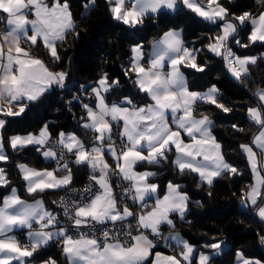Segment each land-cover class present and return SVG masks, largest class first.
I'll return each instance as SVG.
<instances>
[{
    "label": "snow or ice",
    "instance_id": "obj_1",
    "mask_svg": "<svg viewBox=\"0 0 264 264\" xmlns=\"http://www.w3.org/2000/svg\"><path fill=\"white\" fill-rule=\"evenodd\" d=\"M182 2L192 13L211 24L223 22L219 25L222 34L207 45L208 51L222 56L228 71L237 81L246 80L248 66L256 64L257 58L236 56L229 44L235 40L239 47L249 46L242 43L237 34L238 27L248 22L252 25L249 44H264V11L257 16L245 12L229 19L230 13L221 0H207L206 5L203 0ZM260 2L264 4V0ZM177 4L178 0H108L112 19L129 27L141 24L149 13L174 12ZM30 15L35 18L30 19ZM5 22L7 27L0 31V116L13 117L25 112L28 107L25 101H38L53 85L64 88L67 79V73L50 71L24 45L35 48L39 46L38 41L42 42L51 58L60 61L58 42H64L67 35L75 31V25L67 0H54L51 5L43 0H0V23ZM152 47L146 64H142V47L133 46L130 66V72L136 76L135 85L151 103L136 106L125 97L119 104L109 105L104 94L117 87L119 80L109 81L106 74L97 82L98 87L91 89L96 105L95 108L83 105L86 122L82 124L84 129L95 133L90 146L74 134L65 135L63 132L58 140L52 141L47 125L39 137L29 134L10 138L8 143L14 151L28 145H39L37 150L42 151L45 159L57 161V168L53 171H37L23 164L18 166L29 194L67 188L72 183L71 163L88 166L93 173L90 180L99 185V190L93 192L89 185L84 193L79 194V200L74 198V193L61 197L58 206L63 209V217L68 224V227H63L61 219L48 211L41 200L26 203L17 195V189L12 188L0 206V264H33L32 258H38V250L53 240L62 243V252L69 264H211L213 256L220 255L225 242L217 240L205 244L213 251L201 253L194 262L195 250L179 235L163 236L162 225L174 227L171 214L185 218L189 211V198L179 191V185L169 182L168 192L161 199L157 195L158 185L149 182V177L156 174L140 173L134 168L141 162L159 164L167 160V154L174 148L177 158L173 163L179 172L197 173L201 183L209 187L218 177L239 174L237 168L224 159L221 145L211 134L213 121L199 113L195 105L203 101L224 113L231 109L218 102V89L214 85L203 94L188 89L180 66L200 73L205 71V66L197 63L200 50H190L181 32L170 30L164 33ZM125 75L129 72L126 71ZM255 95L264 105V89H258ZM14 108L18 110L13 111ZM248 115L258 127L253 144L260 149L259 155L264 156V107L249 108ZM5 123L0 119V129ZM116 124L122 125L118 132L113 131ZM116 135L119 141L114 139ZM184 136L190 138V142H186ZM241 148L248 156L254 178L259 177L258 153L248 145H241ZM3 149L4 144L0 141V161L6 162L8 157ZM105 156H111L116 162L115 172L110 169ZM69 157H74V161ZM62 172L68 175H59ZM97 172L99 175L95 174ZM112 175L128 184L122 188L123 195L119 198L109 182ZM6 187L8 180L0 168V188ZM262 188L264 177H260L258 183L242 196V207L254 206L264 221ZM128 199L133 201V205H138V211H133L127 203L123 208L119 206L120 201ZM153 199L154 204L150 205L149 201ZM17 229L29 230L27 244H22L13 234ZM149 231L152 237L175 241L179 256L155 252L153 259L156 242L146 234ZM72 232L75 234H70ZM260 242L264 244V237ZM237 259L239 264H260L259 261L245 259L240 252H237ZM45 264H56V261L49 259Z\"/></svg>",
    "mask_w": 264,
    "mask_h": 264
},
{
    "label": "trees",
    "instance_id": "obj_2",
    "mask_svg": "<svg viewBox=\"0 0 264 264\" xmlns=\"http://www.w3.org/2000/svg\"><path fill=\"white\" fill-rule=\"evenodd\" d=\"M221 2L230 13L229 19L245 12L257 16L264 8L260 0ZM67 3L75 31L67 35L64 42H58L60 61H54L40 42L38 47L31 50L50 70L67 73L65 87L53 85L38 101L25 102L28 107L20 116H3L6 123L0 129V141L4 144L8 160L0 161V168L7 177L8 187L0 188V204L3 196L15 188L20 197L28 200L42 197L52 208V200L60 191L35 194L25 191L18 164L26 163L41 168L53 162L45 160L42 154H37L34 146L14 151L8 143L11 136L36 132L47 125L51 136L56 137L61 132L73 133L81 141L85 140L90 131L82 127L86 121L83 105L93 98L88 94L89 90L105 74L109 81L119 80V85L106 93L108 103L120 102L125 97L131 99L136 106L148 103L147 95L140 92L134 83L135 73L130 72L132 46L140 44L144 54H147L152 42L165 31L181 29L185 45L192 50H200L197 53V63L205 66L202 73L183 67L188 89L203 91L214 85L218 89V102L231 109L224 113L213 104L196 105L200 109L199 113L213 121L211 132L221 145L223 157L237 168L239 174L218 177L209 187L206 183H201L196 173L187 170L183 174L179 172L173 163V150L167 154V160L159 164L141 163L136 169L156 174L149 177V181L158 185V196L164 193L169 182L179 185L180 191L187 194L189 211L184 219L172 216L173 230L194 245L198 253H211L213 250L206 248L205 244L224 241L225 247L220 255L213 256L212 264H233L237 251L246 258L256 259L264 264V244L261 247L258 245V236L264 237V221L258 217L254 206L248 209L241 207L242 196L252 184L250 166L241 145H251L260 156L253 145L258 127L249 119L248 109L262 107L255 93L258 89H264V44H249L250 23L239 26L237 33L242 43L249 46L239 47L235 40L229 44L234 55L257 58L256 64L248 66V78L241 82L227 73L224 59L209 52L207 48L219 35L222 21L210 25L190 10L179 8L174 12L149 14L141 24L129 27L112 19L108 0H94L91 5H88L89 0H67ZM234 22L238 24L237 21ZM126 71L129 75H125ZM71 168V185L74 186L81 185L86 176L92 173L83 165L71 163ZM262 176L264 177V170ZM36 255L38 258H32L34 262L52 258L56 264H68L63 253L49 244L40 248Z\"/></svg>",
    "mask_w": 264,
    "mask_h": 264
},
{
    "label": "crops",
    "instance_id": "obj_3",
    "mask_svg": "<svg viewBox=\"0 0 264 264\" xmlns=\"http://www.w3.org/2000/svg\"><path fill=\"white\" fill-rule=\"evenodd\" d=\"M43 2L45 3V4H48V5H51L53 2H54V0H43ZM62 2V1H61ZM92 2H93V0H89V3H88V5H91L92 4ZM180 3H182V6L185 8V9H187L184 5H183V2H182V0H178V4H177V8H176V10H178L179 8H182L181 7V4ZM175 10V11H176ZM262 11H264V8H263V10ZM161 12H173V11H171V10H163V11H161ZM149 14H152V13H149ZM148 14V15H149ZM244 13H242V14H240V15H243ZM240 15H238V16H240ZM29 18L30 19H34L35 17L34 16H29ZM200 18V17H199ZM202 19V18H201ZM203 20V19H202ZM205 21V20H204ZM206 23H208V24H210V25H216V24H211V23H209V22H207V21H205ZM219 23V22H218ZM250 23V22H249ZM221 24H223V22L221 23ZM1 27H2V30L1 31H3L6 27H7V25H6V22L5 23H1ZM170 30H175V31H178V32H181V34H182V31H181V29H169V30H167V31H165L164 33H166V32H168V31H170ZM251 30H252V25H251V23H250V32H251ZM164 33L159 37V38H157L156 40H154L153 42H152V44L150 45V48L148 49V51H147V54H144V52H143V55H144V59L141 61V63L143 64V61H145V62H147V59H148V57H149V55L151 54V52L153 51V44L156 42V41H158V40H160L162 37H163V35H164ZM219 34H222L221 33V28H220V31H219ZM39 42V41H38ZM42 45H43V43L42 42H40ZM259 43V42H258ZM136 45H140V44H136ZM136 45H133V46H136ZM133 46H132V48H133ZM141 46V45H140ZM24 47L25 48H28L29 49V51L31 52V50H32V48H29V46L28 45H24ZM190 49V48H189ZM190 50H192V49H190ZM142 51H143V49H142ZM32 53V52H31ZM214 54V53H213ZM35 58H38V59H41V58H39V57H37V56H35L34 54H32ZM237 56V55H236ZM132 57H133V52H132V49H131V59H130V66H131V62H132ZM220 57H222V56H220ZM239 57H247V56H239ZM250 57H253V56H250ZM42 60V59H41ZM43 61V60H42ZM44 62V61H43ZM46 65V64H45ZM47 67V66H46ZM183 65H181L180 66V68H181V71L184 73V71H183ZM48 68V67H47ZM49 69V68H48ZM50 70V69H49ZM165 70L167 71V67L165 68ZM226 70H227V73L232 77V78H234L233 76H232V74H231V72H229L228 71V68L226 67ZM50 71H52V70H50ZM184 76H185V73H184ZM185 79H186V76H185ZM235 79V78H234ZM100 80V79H99ZM98 80V81H99ZM134 80H136V76H135V79ZM97 81V82H98ZM96 82V84L93 86V87H98V83ZM187 83V82H186ZM92 87V88H93ZM91 88V89H92ZM210 88H212V86H210V87H208V88H206L205 90H203V91H195V92H198V93H206V92H208V90L210 89ZM190 90V89H189ZM191 91V90H190ZM257 92V91H256ZM104 95H106V94H104ZM123 100V99H122ZM121 100V101H122ZM120 101V102H121ZM25 102H27V101H25ZM120 102H112V103H108L107 101H106V103H108L109 105H111V104H119ZM149 103H151V101H150V99H149V102L148 103H146V104H149ZM199 103H204L203 101H198L197 102V104L196 105H198ZM146 104H144V105H140V106H145ZM91 107H93V108H95V105H96V97L94 96V94H93V98H92V100H91ZM196 105H195V107H196ZM3 107H6V105H2ZM263 107H264V105H262ZM18 109L17 108H14L13 109V111H17ZM204 115V114H203ZM196 118H201L200 116H197ZM0 119H3V116H0ZM86 122V121H85ZM122 126V125H121ZM44 127L45 126H42L39 130H37L36 132H32V133H27V134H21V135H19V134H17V135H13V136H22V137H26V136H28L29 134H31V135H33V136H35V137H39V135H40V132H41V130L42 129H44ZM173 128L175 127L174 125L172 126ZM86 131H90V130H86ZM90 132H92V131H90ZM49 133V132H48ZM93 133V132H92ZM60 134V133H59ZM59 134L56 136V139L58 140V138H59ZM65 135H68V134H73V133H64ZM211 134H212V132H211ZM75 135V134H74ZM213 135V134H212ZM13 136H11V137H13ZM49 136H51L50 134H49ZM76 136V135H75ZM10 137V138H11ZM77 138H79L78 136H76ZM80 139V138H79ZM183 139L186 141V142H190V138H188L187 136H184L183 137ZM81 140V139H80ZM218 143V142H217ZM254 145V144H253ZM28 146H36V145H28ZM248 146H250V147H252L251 145H248ZM255 147H256V145H254ZM252 149H253V147H252ZM172 150H173V161H175L176 160V158H177V153L175 152V149L174 148H172ZM243 151V150H242ZM253 151L254 152H256L254 149H253ZM3 152H4V149H3ZM244 152V151H243ZM147 154V152H146V150H145V155ZM244 154L246 155V158H247V161H248V164H249V159H248V156H247V154L244 152ZM4 155H6L5 154V152H4ZM109 157L110 156H105V159H106V161H108V159H109ZM43 158L45 159V157L43 156ZM199 159V158H198ZM45 160H48V159H45ZM261 160H262V157L261 156H258V158H257V165H258V171H259V174H260V176L259 177H256V178H254V175H253V171H252V167L250 166V164H249V166H250V170H251V174H252V184H251V186H250V188L252 187V185L253 184H255V183H258V181H259V178L260 177H263L262 176V171L264 170V161L263 162H261ZM70 161H74V157H70ZM141 163H147V162H141ZM141 163H138V164H141ZM21 164H23V165H25L26 167H28L29 169H34V170H37V171H43V170H48V171H53V170H55L56 168H57V164L56 163H53V164H51V165H48V166H44V167H41V168H37V167H33V166H30V165H28V164H26V163H20V164H18V166L19 165H21ZM75 164V163H74ZM137 164V165H138ZM149 164V163H148ZM136 165V166H137ZM175 165V164H174ZM83 166H86V165H83ZM136 166H135V168H134V170L135 171H137V172H140V173H143V172H150V171H148V170H137L136 169ZM176 166V165H175ZM88 167V166H87ZM89 168V167H88ZM90 169V168H89ZM90 171H91V169H90ZM18 172H19V174H20V176H21V178H22V173H21V171H20V169H19V167H18ZM92 172V171H91ZM93 174V173H92ZM96 175H99V173L97 172V173H95ZM197 174V173H196ZM59 175H61V176H64V175H68V173L67 172H62V173H59ZM198 175V174H197ZM198 177H199V175H198ZM200 178V177H199ZM72 179H73V175H72ZM23 180V179H22ZM23 182H24V188H25V191L27 192V184H26V182L23 180ZM110 182V181H109ZM150 182V181H149ZM151 183V182H150ZM169 184V183H168ZM167 184V185H168ZM71 185V184H70ZM167 185H166V188H165V191H164V193L161 195V196H159L161 199L164 197V195H166L167 194V192H168V188H167ZM175 185H177V184H175ZM250 188H249V190H250ZM62 189V188H61ZM61 189H50V190H46L47 192H56V191H59V190H61ZM262 190H263V188H262ZM45 191V192H46ZM179 191H180V189H179ZM181 193H183L182 191H180ZM10 193H11V190L7 193V194H5L4 196H3V198L4 197H6V196H8V195H10ZM28 193V192H27ZM29 194V193H28ZM115 194V193H114ZM17 195L19 196V194H18V192H17ZM158 195V194H157ZM116 196V195H115ZM3 198H2V201H3ZM19 198L20 199H22L23 201H25L26 203H34L36 200H41L42 202H43V205L45 206V208L48 210V211H50V212H52V208H50L49 206H48V203L42 198V197H37V198H34V199H30V200H28V199H24V198H22V197H20L19 196ZM50 200V199H49ZM149 203H150V205L151 204H154V199L153 200H151V201H149ZM0 206H2V202H1V204H0ZM119 206L121 207V208H123L124 206H125V204H123V203H121V202H119ZM241 207H242V202H241ZM252 207V205H248L246 208H244V207H242V208H244V209H248V208H251ZM150 210V209H149ZM172 216H177L179 219H181L180 218V216H179V214H175V213H173V214H171V216H170V218L172 219ZM259 217V216H258ZM19 230H22V229H17L16 231H15V233L17 232V231H19ZM161 231H162V233H163V236L164 237H169V236H175V235H179V237L181 238V239H183L184 241H186L183 237H182V235L179 233V232H177V231H175V230H173V227H170V226H168L167 224H164V225H162V227H161ZM15 233H13V234H15ZM166 242H169L171 245H173V246H176V242L175 241H171V240H168V241H165L163 238H162V243H163V245H165V243ZM187 242V241H186ZM188 243V242H187ZM190 246H192L193 247V249L195 250V256H194V262L196 261V260H198V257H199V255L201 254V253H203V252H197V250H196V247L194 246V245H192V244H190V243H188ZM225 247V245H223L222 246V249ZM162 248H164L163 246H161L160 248H158L157 246L153 249V254H152V258L154 259V257H155V252H160L161 254H163V255H166V256H179V255H176V254H173V253H171V252H168V251H166V250H164V249H162ZM63 253V252H62ZM204 254H209V253H204ZM63 256L66 258V260H67V263L69 264V262H68V259H67V257L65 256V254L63 253ZM244 257V256H243ZM245 259H248V260H251V261H253V262H256V261H258V260H256V259H252V258H246V257H244ZM49 259H52V258H47V259H45V260H41V261H38V262H34L33 261V264H45V261H48ZM52 260H54V259H52ZM212 264V263H211ZM233 264H239V262H238V259H237V253H236V256H235V260H234V262H233ZM261 264V263H260Z\"/></svg>",
    "mask_w": 264,
    "mask_h": 264
},
{
    "label": "built area",
    "instance_id": "obj_4",
    "mask_svg": "<svg viewBox=\"0 0 264 264\" xmlns=\"http://www.w3.org/2000/svg\"><path fill=\"white\" fill-rule=\"evenodd\" d=\"M1 30H2V27H1V23H0V31ZM143 63H145V61H143ZM195 108H196V110L198 112H200V109L198 107H195ZM120 129H121V124H116V125H114L113 131L114 132H118ZM94 135H95V133H91V134H87L85 136V140H83V142L86 144V146H90L91 145ZM50 138H51L52 141H56L57 140L54 136H50ZM114 139L119 141L120 138H119L118 135H116V136H114ZM39 147H40L39 145H36L34 147V150H35V152L37 154H42V151H38L37 150ZM69 160H70V157H69ZM50 161H52L53 163L57 164V161H55V160H50ZM107 162L110 165V169L113 172H115L116 171V169H115V163L116 162L112 159L111 156L109 157ZM91 175H93V174L92 173L88 174L86 176L84 182L81 185H79V186L69 185L67 188H62L57 193L55 198L52 200V213L57 215L61 219V221H62L61 226L68 227L67 221L63 217V209L58 206L59 202L61 200V197H65L69 193H74L75 194L74 198L79 200L80 199L79 194L80 193H84L85 188L88 187L89 185L92 186V191L93 192L98 191L99 190V185H96L94 181L90 180V176ZM109 181H110V184L113 187V191H114L115 195L118 198L123 195L122 188L128 187L127 182H123L116 175L110 176ZM120 202L123 203V204L127 203L128 206L132 207L133 211H138L139 210L138 205H133V201L131 199H128L127 201H120ZM28 232H29L28 229H22V230L17 231L14 235H16L17 239L19 241H21L22 244H27L28 243ZM70 234H75V233L72 232ZM146 234L149 235L150 239H153L156 242V246L157 247L163 246L164 248L167 249L168 252H171L173 254L179 255L180 250L177 249L176 246L171 245L169 242H166L165 245H163L162 238L152 237L150 231L146 232ZM261 237L262 236H258V245H259V247H261V244H260L261 243L260 242L261 241ZM49 245L51 247H54V248H56V249H58V250H60L62 252V243L60 241L53 240V241H51L49 243Z\"/></svg>",
    "mask_w": 264,
    "mask_h": 264
},
{
    "label": "rangeland",
    "instance_id": "obj_5",
    "mask_svg": "<svg viewBox=\"0 0 264 264\" xmlns=\"http://www.w3.org/2000/svg\"><path fill=\"white\" fill-rule=\"evenodd\" d=\"M203 2L205 3V5L207 4V0H203ZM181 4V7L182 8H184L183 6H182V3H180ZM189 10V9H188ZM198 17V16H197ZM143 64H146V62L145 63H143ZM225 67H226V65H225ZM89 95H92L93 96V93H92V91H91V89L89 90V93H88ZM91 100L92 99H90V100H87L86 101V103L85 104H88V105H90V106H92L91 105ZM262 105V104H261ZM263 107V106H262ZM88 134H91V132L90 133H88ZM258 134V133H257ZM256 134V135H257ZM56 138V137H55ZM255 147V146H254ZM257 148V147H256ZM258 149V148H257ZM258 151L260 152V149H258ZM262 157V160H261V162H263L264 161V156H261ZM264 163V162H263ZM260 236V235H259ZM261 245H262V243H260ZM158 248H160V247H158ZM162 249H164V250H166L167 251V249L166 248H162ZM237 252H240V251H237ZM241 253V252H240Z\"/></svg>",
    "mask_w": 264,
    "mask_h": 264
}]
</instances>
